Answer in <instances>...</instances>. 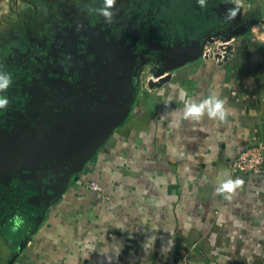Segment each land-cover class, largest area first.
Listing matches in <instances>:
<instances>
[{
	"label": "crops",
	"instance_id": "1",
	"mask_svg": "<svg viewBox=\"0 0 264 264\" xmlns=\"http://www.w3.org/2000/svg\"><path fill=\"white\" fill-rule=\"evenodd\" d=\"M223 1L230 3L225 13L221 0L203 7L196 0L195 10L220 26H250L230 59L201 57L160 88L138 85L127 120L60 198L61 186L40 184L39 169L30 179L5 169L9 152L0 157V178L17 173L40 189L0 219V264H264V171L230 168L264 135V0H243L242 20L234 23L226 16L235 0ZM182 92L197 104L210 94L226 99L229 115L185 120ZM123 96L114 109L122 100L126 106ZM25 152L17 148L18 156ZM229 177L244 181L231 200L216 193L217 180ZM17 214L24 223L13 232Z\"/></svg>",
	"mask_w": 264,
	"mask_h": 264
},
{
	"label": "flooded vegetation",
	"instance_id": "2",
	"mask_svg": "<svg viewBox=\"0 0 264 264\" xmlns=\"http://www.w3.org/2000/svg\"><path fill=\"white\" fill-rule=\"evenodd\" d=\"M130 8L126 10L129 15L135 13L138 16L139 23L134 28L104 17L101 12L103 6L86 3L83 23H76L72 29L65 31L72 38V47H69L65 57L56 49L57 45L53 47L48 42L44 48L42 41L26 37L24 33L12 40L10 47H14L18 54H29L33 59L19 60L20 63L15 62L16 67L10 63L3 64L4 68L0 71V75L10 76L12 80L7 89L0 90V98L8 100V104L0 108V157L7 155L10 149H17L15 144L20 141L23 145L31 143L30 152H34L40 147L36 143L43 140L47 142L46 147L52 150L53 140L66 143L80 138L79 132L83 134L87 119H99L102 123L110 116L120 95H125L123 97L127 99L128 95L135 93L143 60L155 62L157 67L166 65L163 58L169 46L175 47L183 42L180 39L169 40L152 27L149 12L145 15L148 18L143 21L136 5ZM142 24L146 26L141 27ZM20 42L24 43V50L19 46ZM42 51L44 54L50 51L52 63L49 65L46 64V59H49L44 54L34 55ZM34 80L38 85H41L40 81L49 84L48 88L36 89L42 104L31 101L29 89L35 86ZM125 102L122 100L120 104L124 106ZM64 119L67 125H64L62 134L56 136V123ZM0 180V219H3L10 213L9 209L23 205L34 195L32 189L36 185L21 179L17 173ZM47 181L44 179L45 183Z\"/></svg>",
	"mask_w": 264,
	"mask_h": 264
},
{
	"label": "water",
	"instance_id": "3",
	"mask_svg": "<svg viewBox=\"0 0 264 264\" xmlns=\"http://www.w3.org/2000/svg\"><path fill=\"white\" fill-rule=\"evenodd\" d=\"M219 6L222 12L225 13V10L230 6V3L225 2L220 4ZM215 11H217L219 15L221 14L219 9ZM241 20L242 15L237 14V16L233 20L229 21H232V23H234ZM219 26L220 24L214 27L213 31L205 39L197 40L196 42H199V46H196V49L193 48L194 50L190 49V45L184 46V44L183 46H180L181 44L175 47L169 46V49L167 50V53L163 58V63L166 65H161L160 67H158L159 69L154 73L149 81H147L148 87L150 89L162 87L172 79L173 71L189 61L201 58L206 44L215 43L216 37H219L221 39L222 44L219 45V49L225 51L224 59L219 62V64L227 62L230 59L231 55L234 54L233 42L238 37L246 34L250 26L238 25V27H232V25L230 26L229 24L220 27ZM193 47H195V45H193ZM215 59L219 60L220 55L217 54L215 56ZM135 96L136 93L131 96L128 95L126 106H119V104H117L119 108L114 109V112L112 110L111 114H109L110 116H108L110 118H106L102 123L99 119H96L95 121L87 119L86 122H84L85 128L83 134L79 132L80 138H75L69 142L67 141L66 143L60 140H53L54 148L52 150H54V152L52 154H46L52 152V150L46 147L47 142H44V140L36 143L40 144L39 149L37 150L35 148L34 150V152H38L37 156L28 153L30 152V150H32L30 146L31 143H28L26 145H23L21 141L19 144L16 143V148H21L23 152H26L21 157V155L18 156L17 149H10V155L5 156V158L7 159L10 158L8 160V163L6 164L5 169H8V171L16 170L18 171V173H22L25 177L30 179H33L32 173L34 172V170L39 169V173L37 174H39V178L42 176L40 178L41 180H39L40 184L42 185L45 179L48 180L47 183H54L61 186L54 196L56 197V199L60 198L64 194V191L66 190L67 185L71 182L72 178L75 177V181H80L79 175L85 170L87 164H89L93 160L98 150H100L104 146L113 132L127 120L134 104ZM116 103H118L117 100ZM104 115H106V113ZM65 124L67 125V121L65 119L60 120L59 123H56V136H60L62 134L61 131L64 130ZM100 124H102L103 126H100ZM97 129H99V132H97ZM16 156L19 157V159ZM32 157L35 158V161H31ZM60 173H62L63 175L61 176ZM38 190L40 189L38 188ZM38 190L36 188L33 189L35 193H37Z\"/></svg>",
	"mask_w": 264,
	"mask_h": 264
},
{
	"label": "rangeland",
	"instance_id": "4",
	"mask_svg": "<svg viewBox=\"0 0 264 264\" xmlns=\"http://www.w3.org/2000/svg\"><path fill=\"white\" fill-rule=\"evenodd\" d=\"M88 2H94L100 7H105L104 0H0V71L4 68L3 64L10 63L12 67H16V63H20L19 60L33 59L27 53L18 54L15 48L9 45L12 40L20 38L22 33L26 37H32L38 42L42 41L44 48L48 46V42L52 43L53 47L57 45L59 49H56L65 57L69 53L67 52L69 47H72L70 42L72 38L65 31L72 29V25L76 23H83L82 15L86 14L85 4ZM223 2L226 1L221 0L220 4ZM135 5L137 10L140 7L142 11L147 10L143 6L144 3L142 4L138 0H116L115 5L111 9H108L112 13V16L106 18L114 20L118 24H122L128 28H134L135 24L139 23L137 20L138 16L135 13H132L130 16L126 10L132 9L130 8L131 6L134 8ZM143 7H145V10ZM216 41L221 42V39L216 37ZM49 53L44 54L42 51L39 54L35 52L34 55L44 54L49 59L51 57ZM30 61L33 62L32 60ZM46 61H48L46 62L48 65L52 63L50 59H46ZM158 69L155 62L149 63L148 60H143L139 85L147 87L146 81ZM17 71L20 72L19 70ZM42 82L44 83L43 86H41ZM37 83L34 80L33 84L35 86L28 91L31 101L33 100L37 104H42V99L40 94L36 92V89L48 88L49 84L44 81H40L41 85Z\"/></svg>",
	"mask_w": 264,
	"mask_h": 264
},
{
	"label": "trees",
	"instance_id": "5",
	"mask_svg": "<svg viewBox=\"0 0 264 264\" xmlns=\"http://www.w3.org/2000/svg\"><path fill=\"white\" fill-rule=\"evenodd\" d=\"M144 3L147 11H142L141 7L137 10L140 19H147L146 13L149 12V19L153 23L152 27L159 31L172 41H197L205 39L219 23L211 17L200 16L195 10L196 0H138ZM142 6V5H141ZM148 7V8H147ZM160 12V13H158ZM140 20V21H141ZM146 26L142 24L141 27ZM26 42L28 40L26 39ZM15 44H18L15 42ZM24 43L19 46L25 49Z\"/></svg>",
	"mask_w": 264,
	"mask_h": 264
},
{
	"label": "clouds",
	"instance_id": "6",
	"mask_svg": "<svg viewBox=\"0 0 264 264\" xmlns=\"http://www.w3.org/2000/svg\"><path fill=\"white\" fill-rule=\"evenodd\" d=\"M197 2L203 7L204 0H197ZM115 3L116 0H104L105 7L101 9V12L105 17L110 18L112 16V13L108 11V9H111ZM242 7L243 0H235V7L228 10L226 19L233 20ZM11 82L12 80L10 76L0 75V90L7 89ZM187 95L188 94L186 92H182L180 95V99L184 101L182 118L185 120L199 121L202 119L205 112H207L210 119L218 118L219 121H225L229 115V110L225 107L227 104L226 99H222L215 94H210L201 103L197 104L192 102V99H185V96ZM7 104V99L0 98V108H3ZM243 183L244 181L240 178H236L234 180L230 177L227 179H218L216 193L218 195H223L227 200H231L233 195L236 193V190L240 188ZM11 223L13 224L12 231L16 232L24 221L21 216L17 214L12 218Z\"/></svg>",
	"mask_w": 264,
	"mask_h": 264
},
{
	"label": "built area",
	"instance_id": "7",
	"mask_svg": "<svg viewBox=\"0 0 264 264\" xmlns=\"http://www.w3.org/2000/svg\"><path fill=\"white\" fill-rule=\"evenodd\" d=\"M221 42L207 43L202 57L204 59H214L217 63L224 59L225 51L219 49ZM220 55V59L216 60L215 56ZM149 81V80H148ZM147 82V81H146ZM148 85V82H147ZM231 170L235 174L242 175H259L264 171V135L258 139L252 146L247 148L241 155L236 158L230 165ZM88 188L98 195L103 193L101 186L96 182L88 183ZM178 264H187L186 258L180 259Z\"/></svg>",
	"mask_w": 264,
	"mask_h": 264
}]
</instances>
